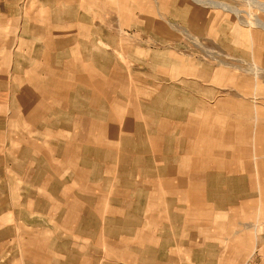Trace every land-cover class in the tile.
Masks as SVG:
<instances>
[{"label": "rangeland", "instance_id": "374dc122", "mask_svg": "<svg viewBox=\"0 0 264 264\" xmlns=\"http://www.w3.org/2000/svg\"><path fill=\"white\" fill-rule=\"evenodd\" d=\"M203 1H118L103 18L67 3L52 27L86 33L49 40L38 3L0 1V264L154 263L117 238L158 233V172L177 161L245 186L225 217L236 240L195 262L264 264V26L250 25L264 8Z\"/></svg>", "mask_w": 264, "mask_h": 264}, {"label": "crops", "instance_id": "0c3cea01", "mask_svg": "<svg viewBox=\"0 0 264 264\" xmlns=\"http://www.w3.org/2000/svg\"><path fill=\"white\" fill-rule=\"evenodd\" d=\"M7 1L38 3V7L42 9L39 13L41 12L42 17L49 22L46 28L45 26L43 27L45 28L44 31L49 33L47 37L49 40L51 33L59 35L69 33V35L73 34L75 36H82V34L86 33L84 28L61 31L54 25L52 27V19L66 16L65 12H68L66 10L67 3H74L75 6L80 3L81 7L85 3L86 10L83 11L86 13L84 16L103 18L105 15L108 17L112 16V14L114 15L116 2L126 0ZM49 3L56 4L52 6ZM104 7L106 10L102 11ZM27 15L31 16L32 14ZM165 24L169 25L171 23L168 21ZM93 32L92 30V35ZM108 34L113 39L116 37L115 35H118L114 31H108ZM173 35L174 33L171 30L164 33L161 29H158V43L172 41ZM94 40L98 42V37L94 38ZM80 42L73 41L69 47L75 48L74 44ZM55 44V42L46 41L40 47L41 49L50 51V49L56 47ZM64 47L65 49H69L65 43ZM108 47H110L109 44L107 45ZM190 178H203L204 180L192 181ZM244 193L243 177L235 171L225 170L221 173L220 171L212 172L209 170L204 173L196 170L180 169L177 161L172 168L164 167L158 172V233L150 235L135 233L130 234L131 236L127 235L126 237L117 238V240L128 242L129 250L135 256H138L139 259L141 258L140 253L147 252V254H150L149 257L154 259V263L150 262L151 264H180L186 257L190 258L191 264H197L195 258L199 257V255L202 254L203 256L210 257L212 252L217 251L221 252V256H224L223 254L226 251V248L224 249L225 243L229 241L234 242L238 234L236 229L229 227L228 220L225 217L232 216L234 212L240 211ZM135 206V202L131 203V207H127L126 210H128L127 213H130V219L133 220L129 221V225L137 227V225H141L143 222H141V212L135 215ZM141 206L143 207V211L146 212H143V216L148 215L146 210L154 208L150 207L149 202H146L145 205H141L140 203V208ZM212 215L215 216L214 219ZM197 217L208 218V220L207 222H200L196 220ZM152 219H155V217Z\"/></svg>", "mask_w": 264, "mask_h": 264}, {"label": "bare ground", "instance_id": "6f19581e", "mask_svg": "<svg viewBox=\"0 0 264 264\" xmlns=\"http://www.w3.org/2000/svg\"><path fill=\"white\" fill-rule=\"evenodd\" d=\"M198 2L201 1L200 3L204 2L203 0H197ZM209 2V1H207ZM212 2V1H211ZM250 3H253V4H256L257 6H262L264 8V5H261L260 3H258V1L256 0H249ZM206 3V2H204ZM203 3V4H204ZM207 4V3H206ZM209 4V3H208ZM212 4L216 5V6H219L221 8H223L224 10H230V11H234L235 13L237 14H240V11L236 10V9H233L232 7H229L228 5L224 4V3H219V2H212ZM211 5V4H210ZM236 14V15H237ZM250 25H255V26H264V22L261 21L260 19H255L254 22H251Z\"/></svg>", "mask_w": 264, "mask_h": 264}, {"label": "built area", "instance_id": "2783aa9c", "mask_svg": "<svg viewBox=\"0 0 264 264\" xmlns=\"http://www.w3.org/2000/svg\"><path fill=\"white\" fill-rule=\"evenodd\" d=\"M251 264H255V263H251Z\"/></svg>", "mask_w": 264, "mask_h": 264}]
</instances>
